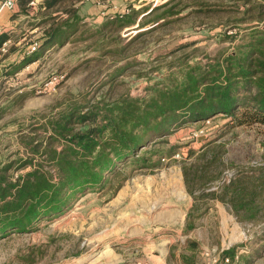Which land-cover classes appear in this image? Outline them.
I'll return each instance as SVG.
<instances>
[{"label": "trees", "instance_id": "1", "mask_svg": "<svg viewBox=\"0 0 264 264\" xmlns=\"http://www.w3.org/2000/svg\"><path fill=\"white\" fill-rule=\"evenodd\" d=\"M30 1L20 3L24 6ZM68 1L71 4L66 6ZM83 1L87 0L41 1L46 13L40 20L41 43L33 60L67 43L83 42L86 50L95 47L100 56H122L116 60L124 61L122 52L134 40L175 20L193 5L167 0L144 10L140 26L155 25L118 45L114 42L119 36L107 35L105 28L112 31L132 25V7H127L128 12L106 16L99 27L89 28L76 13L75 4ZM240 1L243 8H235L242 17L237 21L254 24L244 27L248 33L241 35L242 42L232 52L208 57L205 62H190L185 55L169 61L166 66L175 69L146 85L143 94L109 97L118 76L136 64L126 60L98 85L96 90L106 89L97 99L71 96L22 125L16 139L21 150L11 151L0 161V238L10 232L36 230L39 222L64 214L88 192L113 196L128 179L124 175L128 166L133 171L152 172L172 162L179 164L193 200L185 233L196 227V220L208 212L213 201L224 203L239 220L259 221L264 212V166L232 170L223 180L231 170L226 168L223 142L201 140L198 148L186 143L187 148L181 151L182 144L168 139L182 127L217 116L227 119L219 138L241 126L264 128V0ZM28 96V92L18 94L14 104ZM5 110L1 109V114ZM177 154L180 159L174 158ZM236 247L221 250L220 261L225 257L232 261ZM179 249L180 257L171 251L175 264H199L196 239L187 238Z\"/></svg>", "mask_w": 264, "mask_h": 264}, {"label": "rangeland", "instance_id": "2", "mask_svg": "<svg viewBox=\"0 0 264 264\" xmlns=\"http://www.w3.org/2000/svg\"><path fill=\"white\" fill-rule=\"evenodd\" d=\"M165 1L167 0H87L75 5L77 15L82 20L85 19L89 28L99 27L106 13L132 7L130 15L133 14L135 19L132 25H124L112 31L105 28L107 35L119 36L118 42H114L119 45L127 42L137 32L155 25L146 24L141 27L142 12ZM183 3L193 5L182 10L177 15L178 18L168 24L148 30L121 51L125 56L124 61H136V64L118 76L109 97L116 98L123 93L133 96L143 94L146 85L163 79L166 73L175 69L166 66L169 61L176 62L185 55H188L190 62H205L208 57L232 52L242 42L241 35L248 33L249 29L244 27L254 24L249 20L237 21V18L242 17L241 12L235 8H243L240 0H185ZM70 4L68 1L65 5ZM103 11L105 14H102ZM44 13L46 11L41 16ZM224 35H235V38L228 39ZM84 47L83 42L67 43L55 52L47 53L44 61L18 82V85L34 88L35 94L21 107L3 112L7 114L3 122L6 125L1 127L4 130L0 137V161L11 151L21 150L14 137L21 123H28L34 115L48 113L71 96L97 99L105 91L106 87L99 91L96 88L110 71L124 62L116 60L122 56H100L101 52L95 50V47L87 50ZM58 73L64 75L61 81L47 91H38L51 75ZM8 95H0L3 102ZM226 121V118L217 116L208 121L192 123L171 134L168 139L172 144H182L181 151L187 148L184 145L186 143L198 148L208 140L223 142L226 168L231 169L230 173L264 166V128L256 125L241 126L219 138L221 126ZM201 140L204 141L201 143ZM180 157L177 155L174 158ZM169 166L180 168L176 162ZM255 172L259 175L260 171ZM147 173L145 170L133 171L129 166L126 167L124 175L128 179L124 184L127 183L128 190H124L125 195H130L135 190L136 183L140 184L141 178ZM117 193L118 191L110 196L109 193L88 192L64 214L39 222L36 230L8 233L0 238V264H143L147 261L142 248L145 243L152 244L150 247L167 256L164 264H175L171 251L175 257H180V245L185 243L183 228L177 220L181 218L182 211L187 212L190 206L187 196L181 195L185 198L168 202L167 205H175L172 207L175 214L172 219L170 214L157 219L159 224L156 230L130 229L127 232L119 230V227L127 226V223L118 222L124 197L120 198ZM215 202H218V207ZM215 202L209 203L211 208L196 220V228L188 234V238L199 242V264L209 262L204 254L206 250L215 248L218 251L233 246H237L234 259L229 262L219 261V264H264V212L263 217L256 222L239 220L224 203ZM138 206L133 210L136 214L142 212V207ZM162 231L166 235L161 234ZM172 245L178 246L171 249Z\"/></svg>", "mask_w": 264, "mask_h": 264}, {"label": "crops", "instance_id": "3", "mask_svg": "<svg viewBox=\"0 0 264 264\" xmlns=\"http://www.w3.org/2000/svg\"><path fill=\"white\" fill-rule=\"evenodd\" d=\"M2 1L0 0V95H9L8 97L6 96L7 100H4V102L2 101V96H0V137L2 136V130H4L1 127L6 125L3 122L7 114V112L1 114V109L5 108L7 110L13 107H21L25 101L35 94L34 88L18 85V82L22 78H25L32 70L36 69L44 61L47 54H43L41 57L33 60L32 55L34 51L29 52V45L32 41L37 40L39 45L41 43L38 36L41 34L42 29V24H40V20L43 18L41 16L43 14V8L40 7L42 0L38 3L39 5L35 6H30L28 3L22 6L20 0H17L13 9H8L3 6ZM7 41L9 42L6 45V50L2 51V45ZM37 50L38 47L35 51ZM22 92H28L29 96L21 103L14 104V99ZM22 125L21 123L19 126L21 127ZM17 134L14 135L15 140L17 139ZM172 175H174L173 178ZM126 185L127 183L118 190L120 198L124 197L121 203L122 208L119 212L118 222L127 223V226L119 227L120 231L122 229L127 232L130 229L138 231L156 230L159 224V220L157 219L167 214H170L172 219V216L175 214L172 208L175 205L173 203L167 205L168 202L187 196L186 199L190 202V206L187 212L182 211L181 218L177 220L179 226L183 228L182 231L184 230V220H186L187 213L192 205V198H190L186 191L182 172L179 167L176 168L175 166L171 167L167 165L148 172L141 178L140 184L136 183L135 190L128 196L125 195V191L128 190ZM122 192L124 194L123 196ZM138 204L142 207L140 214L133 212ZM154 206L156 207L155 209ZM215 206L218 207V202H215ZM165 219L168 218L166 217ZM194 229L186 233L183 231L185 240ZM161 234L166 235V232L162 231ZM150 246L152 244L145 243L142 247L143 254L147 258L145 262L149 264H164L167 256L164 253H158L156 251L157 249L154 250V247Z\"/></svg>", "mask_w": 264, "mask_h": 264}, {"label": "built area", "instance_id": "4", "mask_svg": "<svg viewBox=\"0 0 264 264\" xmlns=\"http://www.w3.org/2000/svg\"><path fill=\"white\" fill-rule=\"evenodd\" d=\"M17 0H3L2 1V5L5 6L8 9H13L16 5ZM38 0H31L29 2L30 6H35L37 4ZM153 7V6H152ZM129 9L126 7L125 9H123V11H118V10H114L112 13H106V16H112L115 13H120V12H128ZM102 14H105V12L103 11ZM1 33V30H0ZM9 41L4 42L2 45V51L6 50V45ZM39 46V42L37 40H34L30 43L29 45V52H33L37 49V47ZM64 75L63 74H53L51 75L43 84L42 87H40V89L38 91H47L49 90L51 87H53L55 84H57L59 81H61L63 79ZM208 121V120H207ZM178 155V154H177ZM176 155V156H177ZM231 175V173L229 171H226L225 176L223 178V180L229 178V176ZM223 250V248H221L220 250L217 251V249H210V250H206L204 252V254L207 256L209 262H207L206 264H219V252ZM223 262H229V258L225 257L223 259ZM146 264V262H145Z\"/></svg>", "mask_w": 264, "mask_h": 264}]
</instances>
